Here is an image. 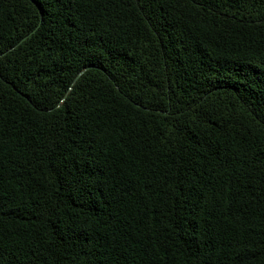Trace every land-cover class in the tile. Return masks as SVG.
<instances>
[{
  "label": "trees",
  "instance_id": "16d2710c",
  "mask_svg": "<svg viewBox=\"0 0 264 264\" xmlns=\"http://www.w3.org/2000/svg\"><path fill=\"white\" fill-rule=\"evenodd\" d=\"M0 264H264V0H0Z\"/></svg>",
  "mask_w": 264,
  "mask_h": 264
}]
</instances>
